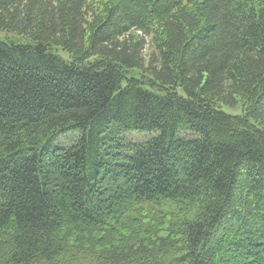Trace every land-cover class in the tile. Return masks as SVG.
Here are the masks:
<instances>
[{
	"label": "trees",
	"instance_id": "trees-1",
	"mask_svg": "<svg viewBox=\"0 0 264 264\" xmlns=\"http://www.w3.org/2000/svg\"><path fill=\"white\" fill-rule=\"evenodd\" d=\"M0 31V264H264V0H0Z\"/></svg>",
	"mask_w": 264,
	"mask_h": 264
},
{
	"label": "rangeland",
	"instance_id": "rangeland-1",
	"mask_svg": "<svg viewBox=\"0 0 264 264\" xmlns=\"http://www.w3.org/2000/svg\"><path fill=\"white\" fill-rule=\"evenodd\" d=\"M18 36L14 35V34H10V33H6L4 31H0V41H3V42H10V41H19L18 40ZM62 58L64 59H68L67 55L60 52L58 53ZM225 111H227L228 113H239V110H231V109H227V108H224Z\"/></svg>",
	"mask_w": 264,
	"mask_h": 264
}]
</instances>
